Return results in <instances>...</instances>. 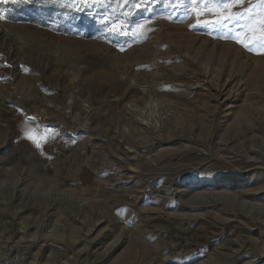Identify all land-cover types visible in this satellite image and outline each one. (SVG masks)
<instances>
[{
  "label": "rangeland",
  "instance_id": "374dc122",
  "mask_svg": "<svg viewBox=\"0 0 264 264\" xmlns=\"http://www.w3.org/2000/svg\"><path fill=\"white\" fill-rule=\"evenodd\" d=\"M204 8L0 0V250L122 264L134 240H205L189 264H264V54Z\"/></svg>",
  "mask_w": 264,
  "mask_h": 264
},
{
  "label": "snow or ice",
  "instance_id": "6c2138e0",
  "mask_svg": "<svg viewBox=\"0 0 264 264\" xmlns=\"http://www.w3.org/2000/svg\"><path fill=\"white\" fill-rule=\"evenodd\" d=\"M84 2L86 3V0ZM193 3L197 5L204 4L205 6L203 11L197 13V24L213 23L224 26L228 21H249L247 31L251 35L247 37V42L237 38L238 42L242 43L246 49L258 48L261 54H264V0H260V3L256 5L257 8L261 9L257 13H253L251 8H245L243 12L234 11L238 5L243 6L245 0H193ZM210 6H214L216 10L212 11ZM73 7H75V3H73ZM204 15H211L215 19L213 21L201 20L200 17ZM30 138L35 140L34 137Z\"/></svg>",
  "mask_w": 264,
  "mask_h": 264
},
{
  "label": "bare ground",
  "instance_id": "6f19581e",
  "mask_svg": "<svg viewBox=\"0 0 264 264\" xmlns=\"http://www.w3.org/2000/svg\"><path fill=\"white\" fill-rule=\"evenodd\" d=\"M176 232H182V231H176ZM198 240L199 239L196 236V242H199ZM170 245L171 244L169 243L167 244V246H170ZM167 246L161 247L159 243H157L156 246H153L148 243L142 242L141 240H134L131 243V245L127 248V250L123 252L124 254H123V258H121V262L122 264H134V263L145 264L148 262L149 264H165L167 262L173 261L174 259H178L179 260L178 262H180L178 264H183L182 262H185L184 264H189L196 258V255L194 256V254L198 250H206L208 248L206 241L202 240L200 243H198L197 249H186V253L184 254L169 253L165 257H162V256L152 257L154 254H157V253L161 254L163 252H166L165 249H168ZM217 256H219V251H211L210 253L205 254V258H203V262L206 264H215Z\"/></svg>",
  "mask_w": 264,
  "mask_h": 264
},
{
  "label": "built area",
  "instance_id": "2783aa9c",
  "mask_svg": "<svg viewBox=\"0 0 264 264\" xmlns=\"http://www.w3.org/2000/svg\"><path fill=\"white\" fill-rule=\"evenodd\" d=\"M0 264H33L31 246L19 240H8L0 250Z\"/></svg>",
  "mask_w": 264,
  "mask_h": 264
}]
</instances>
